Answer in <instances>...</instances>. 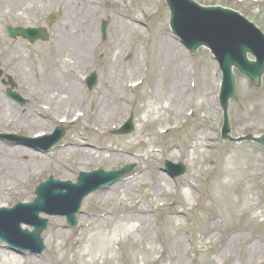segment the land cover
<instances>
[{
  "label": "rangeland",
  "instance_id": "rangeland-1",
  "mask_svg": "<svg viewBox=\"0 0 264 264\" xmlns=\"http://www.w3.org/2000/svg\"><path fill=\"white\" fill-rule=\"evenodd\" d=\"M72 1H78V4L85 1L97 9L92 22L99 50L89 53L85 61L82 60L81 64L76 66L74 65L76 61L72 59L74 55L62 53V48L58 47L60 33L69 22L65 20L66 17H71V11L67 13L64 8L51 7L38 1L26 4L24 10L18 13L12 12L8 7L0 8L2 10L0 14L1 61L11 60L12 62L3 63V69L5 73L13 75L17 83V92L30 101L24 107L16 104L6 96V87L0 81L1 116L11 117V120L15 119L23 125L26 114L39 105L40 100L39 96H36V91L41 89L42 84L48 85L50 79L60 78V76L63 79L74 78L73 74L68 72V66L74 68L76 73L80 72L82 76L93 71L99 75V82L92 91L84 87L83 96L87 109L83 111V120L76 124H61L55 119L49 120L54 129L61 125L65 127L66 136L62 143L51 152L37 153L46 160L47 165H42V168L45 167L43 170H40L41 166L39 169L32 167L31 170H26L28 176L21 188L22 196L15 197L12 206L25 199L32 202L36 197L37 186L49 177L76 182L81 173L75 163L76 158L67 164H58L56 153L64 144L79 137L85 138L92 149L94 145L118 152L114 160H110L109 157L100 160V155L92 158L86 172L97 169L107 172L115 171L128 164H134L136 166L134 174L145 170L142 176H145L144 180L147 184L134 187L129 195L122 190L126 180L116 184V191L121 196L119 200H122L124 204L113 201L106 206L98 197L102 193L110 192L115 186L109 190L92 193L83 202L81 214L78 215V226L75 229L68 228L64 217L43 216L49 221L48 228L42 235L46 246L43 255H17L2 248L3 243L0 242V259L12 261L15 257L21 264H57L55 260L58 258L60 264H90L91 259L88 257L81 259L79 253L85 252L84 249L88 246L89 240L91 242L93 239L95 232L86 233L88 230L84 226L90 220L89 215L103 214L113 208L119 210L114 214L116 217L107 216L108 220L99 225L114 241L112 248L116 259L112 262L107 255H101L97 258L98 264H175L173 248L168 245L170 243L167 240V237L170 239L174 230L185 239L186 246L182 245V248L187 250L188 257L184 264H210L215 260L217 245L210 244V241L205 244L203 239L206 241L205 234L209 230L208 225L211 221L219 237L227 238L238 233L245 239V242L243 239L239 245L235 246L232 256L229 257L231 260L228 258L226 264H230L233 259L238 262L243 261L244 264H264V251L255 257H248L249 254L246 252L247 246L251 243L259 242L264 245V148L251 142L241 144L223 142L221 138L223 114L218 100L222 74L210 52L200 49L191 54L172 34L169 28L170 12L165 0ZM195 1L205 6L218 5L234 9L256 24L264 33V0ZM55 12H61L63 15L61 14L56 22L57 25L59 23L58 29L54 27L55 25L54 28H50L52 36L48 43L30 45L22 39L10 40L6 35L7 25L46 27V18ZM103 21L108 25L106 40L102 39L100 30ZM114 21L119 24L116 25ZM67 26L69 34L72 27ZM119 26L125 29L122 34ZM121 38L123 43L120 46ZM163 38L176 44L185 56L187 63L184 72L187 82L181 87L189 89L192 80L197 86L194 90L190 89L186 96L188 100H191L193 93L196 95L194 105H191L188 110L187 119L182 128L177 129L175 133L169 131L161 135L160 125L169 124V127H173V119L177 114L176 109L172 106L168 107L166 98L176 63L167 62L166 55L163 57L165 53L161 49ZM17 57L20 62L13 64ZM250 58L253 59L251 56ZM114 63H118L120 74L115 81L119 79L136 83L144 80V86L132 92L128 88L120 91L122 94L120 100L123 101V109L125 108L126 112L104 136H101L99 132L92 129L91 123L98 113L97 101L100 100L102 103V95L106 94L104 92L106 79L109 78L110 65ZM191 71L192 74L196 72L195 78L191 77ZM52 74L56 76L48 77ZM235 74L237 95L230 102L228 111L232 135L235 138L246 135L260 136L264 134V75L262 84L255 89L246 77L236 70ZM23 82L26 86L22 85ZM209 90L213 91L211 96L214 101L211 112L206 105ZM109 91L114 92L111 87ZM191 94L192 97L189 99ZM193 106L197 110H193ZM131 107L134 109L136 125L134 133L127 136L113 135L112 129L119 128L125 122ZM178 111H184L183 107ZM32 129L37 130L39 127L33 126ZM3 132L0 131V134ZM12 134L28 136L26 132L18 130ZM198 143L199 146L194 148ZM9 145V142L0 140V148ZM187 146L192 149L188 150ZM14 148L25 149L20 146ZM21 159L23 163L29 164L28 155L22 156ZM165 160L174 163L184 162L187 166L186 175L176 181L170 179L163 171ZM204 167L208 168V173L203 172ZM156 174H161L170 181V185L165 186L168 194L162 198L166 200V205L162 208L160 205L158 207L157 196L153 192L154 187L150 184ZM247 189L251 192L249 193ZM221 194L225 198H222ZM134 207H147L149 210H154L155 214L151 213L150 240L139 241L142 235L136 232L132 234L131 226L138 227L140 224L127 225L125 221L126 211ZM191 209L194 210L191 211ZM23 228L30 229L26 226ZM58 231H61L63 236L57 235ZM116 231L118 236H115ZM229 231L235 232L229 235ZM81 238L83 244L80 251L76 248L75 252L71 251V248L75 247V242H79ZM106 239H108L107 236ZM148 242L154 250H158L159 254L151 252L147 256L144 250L150 247ZM97 243L102 246L99 242ZM162 247L166 249L163 255L160 253ZM107 258L109 261L106 260ZM247 260H249L248 263ZM218 262L222 263L221 260Z\"/></svg>",
  "mask_w": 264,
  "mask_h": 264
},
{
  "label": "bare ground",
  "instance_id": "bare-ground-1",
  "mask_svg": "<svg viewBox=\"0 0 264 264\" xmlns=\"http://www.w3.org/2000/svg\"><path fill=\"white\" fill-rule=\"evenodd\" d=\"M33 2L34 0H0V8L2 9L4 7V9H6L8 7L12 12L18 13L24 10L26 4H31ZM38 2L46 3V5H50L51 7L56 6L64 8L67 13L71 11V17H66L65 20V22L67 20H69V22L65 25L64 32H62V35L60 37V39L63 40V36H65L66 40H64L65 42L58 47L62 48V53L65 54L67 52L71 55H74L72 59L76 61V63H74L75 66L77 64H81L80 62H82V60L85 61L89 53H93L99 50V45L94 37L95 30L92 22V18L97 14V9L95 7H92L91 4L85 1H83L85 4H83V2L82 4H78V1L74 2L72 0H40ZM1 9L0 14H2ZM114 23H117L116 25L119 24L116 21H114ZM67 25H71L72 27L71 33L68 34L69 36H72L71 38L66 34L68 33ZM124 26L126 25L124 24ZM119 30L121 31V34L125 32L124 27L119 26ZM122 43L123 41L121 38L119 42L120 46ZM161 49L163 50V52H165L163 53V57L164 55H166L167 62L176 63L174 73L171 76L172 82H170L169 84L170 90L167 92L168 95L166 98L167 102L169 103L168 107L172 106L177 111L176 118L173 119V124L176 128H178L187 119V112L191 107V100H188V97L185 96V89L181 87L187 82V76L184 72L186 71L185 67L187 62L182 51L179 50L176 44L172 43V41H169L167 38L162 39ZM68 72L72 73L74 78L63 79L60 76V78L50 79L48 81V85H41L42 95L38 97V99L40 100L39 107L33 108L32 111L26 114V121L23 125L21 123H18L15 119L11 120V117L7 118L4 117L5 115L1 116L0 114V131L12 132L18 130L20 132H26L31 137H40L42 135L50 133V131L52 130V125H50L49 122L50 119H59L62 118L59 116L67 114V117H64L68 121L80 120V118L82 117V111L86 109L85 99L83 96L84 86L82 84V81L78 79L79 77L77 76V71L75 72L74 68L68 66ZM118 75L120 76L118 63H114L112 66L110 65V70L108 72L109 78L106 79L107 88L106 90L104 89V92H106V94L102 95V103L100 102V100H98L96 103L98 113L93 118L92 124L96 129H98L100 134H105L111 127L116 124V122L120 119L119 117L126 112V109H123V101L120 100L122 96L120 91L123 88L129 86V81H120L119 79L115 81V78ZM53 76H56V74L49 75L48 77ZM22 85L26 86V83L23 82ZM110 87L114 92L110 93ZM208 89L210 88L208 87ZM212 93L213 91L209 90V96H207L206 105L209 109V112L213 111L214 107V101L211 96ZM108 95L110 96L108 97ZM182 107L184 111L179 112L178 110ZM71 114L73 115L71 116ZM14 117L16 119L18 118L17 116ZM19 117L21 116L19 115ZM33 126L39 127V129L34 130L32 129ZM162 128H165V130L171 129L169 128V124L164 126L160 125V130H162ZM198 146L199 143L194 148ZM93 147V149L90 148L88 141L83 137H79L77 139L74 138L73 141L69 142L57 151L56 161L58 164H67L70 160L76 158L75 163L77 164L79 170L87 171V167L92 162V158H95L97 155H100V160L108 157L110 160H114L117 157V155H115L118 154L117 151H111L104 148L99 149L94 145ZM188 148L190 149L192 147L188 146ZM24 155H28L30 159L29 164L23 163L21 158ZM42 165H47L46 160L42 156L34 154L29 150L7 147L0 148V209L10 208L15 197L20 198L22 196L21 188L24 186L26 177L28 176L26 170H31L32 167L34 169H39L40 166L42 168ZM41 168L40 170H43L45 167L42 169ZM203 172L208 173V168L204 167ZM141 176L135 177L132 180L126 182L122 190H124L125 193L129 195L134 187L142 184H147L144 180L145 176ZM10 179L11 181H9ZM150 184L154 187L153 192L157 196V204L164 205V201L166 200L162 198L168 194L165 191V186L170 185L169 179L161 174H156ZM116 188L117 186H115L110 192L102 193L98 196L100 199H102L101 202L104 205L107 206L109 202L113 201L121 202V204H124L122 203V200H119L121 196L116 191ZM247 191L249 192L248 189ZM223 194H221V197L223 196ZM186 195L187 194H185V196ZM222 198H225V196H223ZM118 211L119 210H114L113 208H111V210L108 209L103 215L99 216L93 214L92 217H89L90 220L88 221V223L92 225L91 227H88L89 229L86 233L94 231L95 235L91 242L89 240L88 246H86V248L84 249L85 252L83 254L79 253L81 259H83V257L90 258V264H98L99 260L97 258L101 255H107L109 260L112 262L116 259L115 252L112 248L114 241L110 238L106 230L103 229L99 224L101 222L107 221L108 215H113ZM150 212L151 210H149V208L147 207H134L131 208V210L126 211L125 213V221L127 225L133 223L140 224V226L138 227L136 225L131 226L132 234L136 232L142 235L139 241L150 240L149 234L152 232ZM82 221L83 220H81V222ZM213 224L214 223L212 221L209 223V230L205 234L206 241L205 239H203L205 244L210 241V244L217 245L215 260L211 261L210 264H219L218 261L220 260L222 261V263L220 262V264H226L230 259L229 257L232 256L235 246L239 245V243H241L244 238L238 233L227 238H225L224 236L219 237L217 235V230L215 229V226ZM125 231L131 233L128 229H125ZM57 235L63 236V233L61 231H58ZM106 236L108 237V239H106ZM115 236H118L117 231ZM171 236L170 239L169 237H167V240L170 243L168 245L173 248V257L176 258L175 264H184L188 257L187 250L182 248V245L186 246L184 241L185 239L181 234H177L176 230H174ZM97 242L102 244V246H100ZM82 244L83 240L80 243L75 244V247L71 248V251L75 252L76 249L80 251ZM149 246V248L144 250L147 256L150 255L151 252L156 253V255L157 253L159 254L158 250H154L150 243ZM247 248L248 250L246 249V252H248L249 254L248 257H255L258 254H262L264 251V245L259 242L251 243L250 246H247ZM162 250L164 252L166 251V249H163V247ZM164 252L160 253L164 254ZM108 258L106 259L107 261H109ZM16 259L17 258L15 257H13L12 261H2L0 259V264H11L10 262L13 261L15 262L12 264H21ZM55 261L57 264H60L58 258ZM82 261L83 260H81V262ZM248 262L249 260H247V263ZM230 264H244V262H238L237 260L233 259Z\"/></svg>",
  "mask_w": 264,
  "mask_h": 264
},
{
  "label": "water",
  "instance_id": "water-1",
  "mask_svg": "<svg viewBox=\"0 0 264 264\" xmlns=\"http://www.w3.org/2000/svg\"><path fill=\"white\" fill-rule=\"evenodd\" d=\"M167 1L172 13L171 27L174 33L182 38V42L187 48L194 52L201 46H205L211 49L220 62L225 75L221 96L225 110L229 98L234 96V85L231 75L232 66L238 67L243 74L248 75L253 80L254 85L258 86L260 84L261 74L264 72V52L257 54V59H259L257 64L256 62H249L247 59V54L255 47L254 38L258 36L264 42V37L253 25L240 18L237 14L221 8H202L192 0ZM105 28L106 25L103 26V32H105ZM8 32L12 37L19 35L29 39L30 42H34L38 37L42 40H47L48 38L45 31L36 29H9ZM255 52H257V49H255ZM225 130L226 132L228 131L227 127ZM254 140L264 145V136ZM93 176L101 177L102 173L99 172ZM86 181L84 177L76 186L71 184L69 186L75 189H85V187H89L86 185ZM86 190L93 191L95 187L91 186V188ZM88 193L89 191H84L83 194L87 195ZM79 206L80 203L78 202L76 210H78ZM70 219L71 223H73L75 220L74 215ZM39 230L41 228H38Z\"/></svg>",
  "mask_w": 264,
  "mask_h": 264
}]
</instances>
